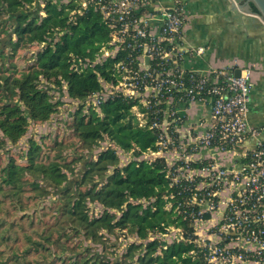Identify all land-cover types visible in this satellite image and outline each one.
I'll use <instances>...</instances> for the list:
<instances>
[{
    "label": "trees",
    "instance_id": "1",
    "mask_svg": "<svg viewBox=\"0 0 264 264\" xmlns=\"http://www.w3.org/2000/svg\"><path fill=\"white\" fill-rule=\"evenodd\" d=\"M32 3L0 0V264H32L29 256L51 250L57 255L71 252L68 259L73 264H106L97 256L95 262L87 261L83 255L89 249L78 251L82 241L73 242L83 236L105 244L104 233L137 240L113 264H202L189 255L194 248L189 242L192 221L184 207V193L178 195L180 189L171 186L167 162L131 160L122 166L113 148L94 154L106 138L137 158L156 149L158 134L150 128L152 118L140 126L135 102L115 98L102 106L103 116L93 110L85 114L80 108L65 122V130L41 136L40 142L29 138L26 153L15 154L8 148L19 144L31 123L43 125L59 113L63 103L51 94L54 89L64 92L66 84L70 99L84 100L100 90V76L111 77L114 64L109 61L82 73L71 68L75 58L93 59L109 38L110 31L98 14L75 15V0L64 5L49 0L41 16V8L25 7ZM41 45L30 63L34 56L24 52L39 50ZM20 54L27 61L24 68L15 64ZM77 163L82 164L80 172ZM70 175L77 176L71 179ZM47 200L50 205L43 204ZM88 202L100 204L102 214L91 217ZM179 203L182 208L176 212ZM32 207L38 209L28 213ZM43 209L53 211L56 222L44 225L36 237L14 218L21 213L20 219L34 226V215ZM170 227L180 228L184 240L164 248L159 239H151ZM19 230L23 238L16 239Z\"/></svg>",
    "mask_w": 264,
    "mask_h": 264
},
{
    "label": "built area",
    "instance_id": "2",
    "mask_svg": "<svg viewBox=\"0 0 264 264\" xmlns=\"http://www.w3.org/2000/svg\"><path fill=\"white\" fill-rule=\"evenodd\" d=\"M47 1L38 0L41 16ZM64 1L52 0L60 5L70 2ZM89 12L106 23L109 38L93 59L75 58L71 68L82 73L114 61L111 77L100 76V90L84 100L70 99L66 84L63 93L76 110H93L98 116L115 98L133 101L139 125L151 117L150 128L158 134L156 149L139 158L107 138L94 154L113 148L120 159L122 153L132 155V160L167 162L171 186L180 189L178 195L184 193L192 221L193 259L202 264H264V147L246 146L263 133L248 123L251 69L239 76L233 69H185L184 60L202 56L205 48L186 45L189 15L179 0L172 6L161 0H75L72 13ZM181 103L188 105L187 112L196 104L210 106L209 120L187 125L188 117L178 110ZM151 238L166 248L184 240V232L170 227Z\"/></svg>",
    "mask_w": 264,
    "mask_h": 264
},
{
    "label": "crops",
    "instance_id": "3",
    "mask_svg": "<svg viewBox=\"0 0 264 264\" xmlns=\"http://www.w3.org/2000/svg\"><path fill=\"white\" fill-rule=\"evenodd\" d=\"M186 8L189 20L185 28V43L190 47L202 46V56H190L183 62L187 70L206 72L211 68L233 69L235 72L249 68L251 93L248 111L249 125L263 129L258 140H249L247 147L259 143L264 147V21L256 14L232 7L231 0H179ZM175 0H161L172 6ZM188 105L181 103L178 110L188 117L187 125L197 126L209 120L210 106L196 104L187 112ZM190 113V114H189ZM242 151H240L241 154ZM242 159L237 157V161Z\"/></svg>",
    "mask_w": 264,
    "mask_h": 264
},
{
    "label": "rangeland",
    "instance_id": "4",
    "mask_svg": "<svg viewBox=\"0 0 264 264\" xmlns=\"http://www.w3.org/2000/svg\"><path fill=\"white\" fill-rule=\"evenodd\" d=\"M61 1H64V0H61ZM36 5L40 6V4L38 3V0H33V3L30 6H25V7L26 8L30 7L31 9L34 10L37 7ZM39 14L41 13L39 12ZM40 50H42L40 47H39V50L29 49L24 52V55L26 54L30 56L33 55L34 56L33 59L30 60V63H33L35 60L36 53ZM24 55L23 54L18 55L15 61V64L18 65L20 68H24L27 66V61ZM51 94L55 96V100H60L63 103L59 107V113L55 114L50 121L46 122L43 125H35L31 123L26 136L22 138V140L19 142L18 145L14 146L12 144H8V148L13 150L12 153H15V154H20V152L26 153L28 149V139L31 137H34L35 140L40 142L41 136L48 135L49 133L55 134L58 129H61V130L66 129L65 122L71 119V116L76 111L77 106H75L74 102H71L69 100L66 93L59 92L56 89H54V91H52ZM120 156H121L122 166L128 164L133 159L132 155H124L120 153ZM22 161H24V159L21 158L19 162L24 163ZM81 166H82L81 163H77L76 171L81 170ZM77 175L75 176L70 175L71 179H74ZM50 203L51 201L49 200L43 202V204L45 205H50ZM87 205L89 208V215L91 217H97L100 214H102L103 208L100 204L88 202ZM38 207H32L31 210L28 211V213L33 214L38 209ZM10 212L11 214H13L14 210L11 209ZM37 213L38 214L37 215L35 214L33 217L36 222L34 226H30L28 224L29 223L28 220L26 219L21 220L20 219V217L22 216L21 213H18L16 216H14V218H18L21 221V225L24 226L26 232L35 237L37 236V232H40L43 230L44 225L48 227L49 225H52L54 222H56L53 217V214H54L53 211H50L49 213H47L43 209ZM2 214L3 213H1L0 215L3 216ZM8 219L12 220L13 217H8ZM17 233L18 234H17L16 239L23 238L22 236L23 233L20 230ZM15 234L16 232L14 233V235ZM104 236L105 238H108V241H105V244L91 242L89 240H86L83 236L75 238L73 242L82 241L83 247L77 249L78 251L84 252L86 249H89V252L86 251L83 255L87 259V261L91 260V262H95L96 261L95 256H97L100 258L102 262H106V264H113L114 262H116V260L120 259V256L126 251L128 244H130L131 242L137 241L134 237L126 236L121 233H116L114 235H109V234L104 233ZM14 239H15V236H14ZM167 239L169 238L167 237ZM18 245H21L22 248L25 247L24 242H18ZM52 248L56 251L55 247H52ZM15 251L17 252L18 250H15ZM7 252H8V255L12 254V250H10L9 248H7ZM54 253L55 252L53 250H51L50 252L42 251L40 254H33L29 256L28 261L33 260L32 264H73L74 261H70V259H68L69 256H71L72 254L71 252H65L63 255H57L56 253L55 254ZM76 262L78 261L75 260V263Z\"/></svg>",
    "mask_w": 264,
    "mask_h": 264
},
{
    "label": "water",
    "instance_id": "5",
    "mask_svg": "<svg viewBox=\"0 0 264 264\" xmlns=\"http://www.w3.org/2000/svg\"><path fill=\"white\" fill-rule=\"evenodd\" d=\"M232 7L236 12L238 8H242L243 6L246 7V11L249 14H256L262 18L264 21V0H231ZM254 8H256L257 12L254 11ZM241 14L243 15L244 9H241ZM240 72L239 70L236 72V76H239Z\"/></svg>",
    "mask_w": 264,
    "mask_h": 264
}]
</instances>
